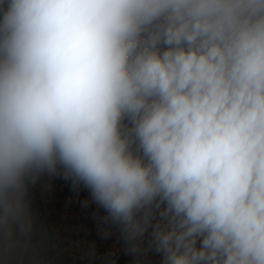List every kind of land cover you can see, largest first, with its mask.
Listing matches in <instances>:
<instances>
[{"label": "clouds", "instance_id": "9594fccd", "mask_svg": "<svg viewBox=\"0 0 264 264\" xmlns=\"http://www.w3.org/2000/svg\"><path fill=\"white\" fill-rule=\"evenodd\" d=\"M68 174L162 264H264V0H0V233Z\"/></svg>", "mask_w": 264, "mask_h": 264}, {"label": "built area", "instance_id": "2783aa9c", "mask_svg": "<svg viewBox=\"0 0 264 264\" xmlns=\"http://www.w3.org/2000/svg\"><path fill=\"white\" fill-rule=\"evenodd\" d=\"M26 186L35 200L34 208L26 204L28 230L32 216H38L43 224L41 260L47 264H162V255L150 246L151 227L133 250L134 242L111 221L91 189L62 166L29 174ZM11 250L6 243L4 253Z\"/></svg>", "mask_w": 264, "mask_h": 264}, {"label": "rangeland", "instance_id": "374dc122", "mask_svg": "<svg viewBox=\"0 0 264 264\" xmlns=\"http://www.w3.org/2000/svg\"><path fill=\"white\" fill-rule=\"evenodd\" d=\"M24 201L25 205L28 204L30 207H32V203L34 204L35 201L27 186ZM28 235V226L22 229L19 222L13 223L11 238L5 239L4 235L0 233V264H47L44 260H41L42 256H44L42 246L31 245L27 240ZM6 243H9L12 247V250L8 251V254L4 253V246ZM54 264L75 263L61 260L54 262Z\"/></svg>", "mask_w": 264, "mask_h": 264}, {"label": "trees", "instance_id": "16d2710c", "mask_svg": "<svg viewBox=\"0 0 264 264\" xmlns=\"http://www.w3.org/2000/svg\"><path fill=\"white\" fill-rule=\"evenodd\" d=\"M34 207V204L32 203ZM43 224L40 218L33 215L30 223L28 241L31 245H42ZM67 262V261H66Z\"/></svg>", "mask_w": 264, "mask_h": 264}]
</instances>
